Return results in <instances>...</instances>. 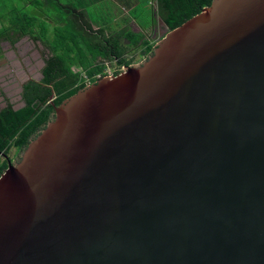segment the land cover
Instances as JSON below:
<instances>
[{
	"label": "water",
	"instance_id": "water-1",
	"mask_svg": "<svg viewBox=\"0 0 264 264\" xmlns=\"http://www.w3.org/2000/svg\"><path fill=\"white\" fill-rule=\"evenodd\" d=\"M151 43L0 175V264H264V0Z\"/></svg>",
	"mask_w": 264,
	"mask_h": 264
},
{
	"label": "trees",
	"instance_id": "trees-1",
	"mask_svg": "<svg viewBox=\"0 0 264 264\" xmlns=\"http://www.w3.org/2000/svg\"><path fill=\"white\" fill-rule=\"evenodd\" d=\"M101 1L0 0V41L13 44L27 36L49 49L41 79L29 80L22 86L24 106L17 110L11 105L0 109V150L10 146L23 150L51 119L54 107L85 87L83 76L90 84L104 75V62L127 66L133 62L128 55L131 48L138 49L143 56L152 52L154 44L146 41L143 34L123 27L128 18L123 19L121 26L94 29L91 11L88 13L86 8L97 7ZM210 2L155 0L156 14L165 28L171 30Z\"/></svg>",
	"mask_w": 264,
	"mask_h": 264
},
{
	"label": "flooded vegetation",
	"instance_id": "flooded-vegetation-1",
	"mask_svg": "<svg viewBox=\"0 0 264 264\" xmlns=\"http://www.w3.org/2000/svg\"><path fill=\"white\" fill-rule=\"evenodd\" d=\"M26 38L28 39L29 42L35 44V46H37V48L39 49H41L40 44L44 46V44H42L39 40H34L29 37H21L13 44H10L6 40L0 41V51H1L0 64L8 62L6 66L9 67L10 69L7 68V71L14 72L13 74L10 73L8 76H11V78L5 81L4 77H2L4 71L0 70V109H3L8 105H11L13 107V110H17L23 107L24 103L23 101H21L22 86L29 80H35L36 78L41 79L42 77L41 70L44 65V59L49 54V49L41 54H39L38 50L36 49L33 54L29 55V57L25 56L26 60H21V64L25 66L24 67L25 69L24 68L23 69L26 71L27 74H31L37 70L36 75L29 76L25 79L21 78V72L16 71L17 68L21 67L20 65H18V62L14 60L11 61V63H9V59H11L14 56L12 52L15 51V57L17 52L21 53L22 55L25 54V52L27 51V48L25 46V44L27 43ZM23 40L25 41L23 42ZM20 42L22 44L18 45ZM37 42L38 44L36 45ZM28 46L29 45H27V47ZM10 51L11 53H8ZM147 56H143V57L146 58ZM120 67L125 68L126 66H120ZM118 72L119 71H114L113 74H117ZM11 80H15V82L13 84L5 85L6 82L8 81L10 82ZM16 86H18L17 89ZM12 150L14 151L13 155H11L12 153L10 154V151ZM21 152H22L21 149L16 148L14 146H10L5 150H0V175L6 170V168H8L9 165H13L18 161Z\"/></svg>",
	"mask_w": 264,
	"mask_h": 264
},
{
	"label": "crops",
	"instance_id": "crops-1",
	"mask_svg": "<svg viewBox=\"0 0 264 264\" xmlns=\"http://www.w3.org/2000/svg\"><path fill=\"white\" fill-rule=\"evenodd\" d=\"M62 3H74L78 0H60ZM123 6L117 3V0H102L97 7H87L86 11L89 13L92 12L93 9L99 8L104 11L105 14L99 16L91 17L94 19L92 20V26L94 29L98 27H102L105 25H121L124 18H128L127 23H123V27L130 26L135 30L137 33H144L152 30V27L162 26L164 29L165 26L160 23L161 19L156 14V6L155 0H122ZM103 3H108L107 7L102 5ZM112 10H116L117 16H112ZM129 14V15H128ZM162 22V21H161ZM145 27V28H143Z\"/></svg>",
	"mask_w": 264,
	"mask_h": 264
},
{
	"label": "rangeland",
	"instance_id": "rangeland-1",
	"mask_svg": "<svg viewBox=\"0 0 264 264\" xmlns=\"http://www.w3.org/2000/svg\"><path fill=\"white\" fill-rule=\"evenodd\" d=\"M8 5H9V4H8ZM15 5L18 6L19 4L16 2ZM102 5H104V6L107 7L108 3H103ZM112 13H113L112 16H114V15L117 16V14H116V10H115V11L112 10ZM91 14H92L94 17H95V16L97 17V16L102 15V14L107 15L106 13H104V11H103L102 9H99V8H95V9H93L92 12H91ZM117 26H121V25H117ZM94 27H95V26H94ZM127 28L129 29V31H132V32H134V33H137V32H135V30L133 29V27L131 28L130 26L127 25ZM164 32H165V29H164L162 26H157V25H155V26L152 27V30H150V31H148V32H144V33H142V34H143V36H144V39L147 40V41H149V42L151 43L152 41H154V40H156L157 38L161 37V36L164 34ZM24 37H27V36H24ZM24 41H25V40H23V42H24ZM26 42H27V43L25 44V46H26V48H27V51L25 52V54L22 55L21 53H18V52H17V53H16V57H15V51H14V52H12L14 56H13L11 59H9V63H11V61L16 60V61L18 62V65L21 66V67L17 68L16 71H17V72H21V78H22V79H25V78H27V77H29V76L36 75L37 70H36L35 72L31 73V74H27L26 71L24 70V69H25V68H24L25 66L21 64V60H26V57H29L30 54H33L34 51H35L36 49L38 50L39 54H41V53L45 52L46 50H48V48H47L46 45L43 46V45H41L40 43H39V44H40V48H41V49L37 48V46H35V44H33L32 42H29L27 38H26ZM20 44H22V43L20 42L18 45H20ZM37 44H38V42L36 43V45H37ZM27 45H29V46L27 47ZM8 50H10V49H8ZM137 50H138V49L131 48V49L128 51V55H131L132 53L136 52ZM8 53H11V51L8 52ZM25 56H26V57H25ZM7 63H8V62H7ZM7 63H2V64H0V70L4 71V74L2 75V77H4V80H5V81H7L9 78H11V76H8L10 73H11V74L14 73L13 71H7V68L10 69L9 67L6 66ZM114 64H115L114 62H109V61L104 62V65H105L104 70L107 69V68H109L110 66H112V65H114ZM23 68H24V69H23ZM73 70H74V71H78V69H76V68H73ZM104 70H103V71H104ZM14 82H15V80H11L10 82H9V81L6 82L5 85L13 84ZM17 87H18V86H16V89H17ZM11 153H12V154H11ZM13 153H14L13 150L10 151V154H11V155H13Z\"/></svg>",
	"mask_w": 264,
	"mask_h": 264
},
{
	"label": "built area",
	"instance_id": "built-area-1",
	"mask_svg": "<svg viewBox=\"0 0 264 264\" xmlns=\"http://www.w3.org/2000/svg\"><path fill=\"white\" fill-rule=\"evenodd\" d=\"M83 78H84V80H85V82L87 81V78L85 77V76H83Z\"/></svg>",
	"mask_w": 264,
	"mask_h": 264
}]
</instances>
